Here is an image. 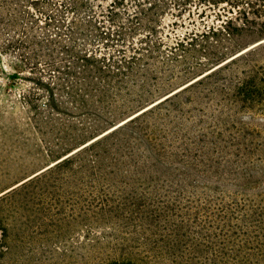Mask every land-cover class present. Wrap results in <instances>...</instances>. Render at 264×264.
Returning <instances> with one entry per match:
<instances>
[{"label": "rangeland", "instance_id": "obj_1", "mask_svg": "<svg viewBox=\"0 0 264 264\" xmlns=\"http://www.w3.org/2000/svg\"><path fill=\"white\" fill-rule=\"evenodd\" d=\"M112 1L0 0V227L12 232L37 228L52 245L61 247L90 243L117 227L108 220L110 211L97 214L75 204L99 189L88 171L77 169L66 176L61 174L65 169L55 170L26 189L19 188L24 179L65 156L81 153L66 167L78 168L81 159L100 150L89 149L90 143L121 130L115 137H135L141 144L126 151L118 183L105 187L112 198L126 203L118 211L130 216L138 211L170 215L181 210L171 219L183 235L180 250L198 263L229 259L235 245L252 241L249 236L260 230L256 227L260 220L264 229V212L241 215L225 209L232 201L258 204L264 198V110L237 108L232 115H223L222 127H217L207 115L202 116L205 123L197 120L199 110L208 111V105L186 102L188 124L183 126L175 123L173 105L158 103L217 68L199 66L212 52L228 49L230 59L264 38L258 34L264 28V0H195L182 17L167 9L146 43L140 40L148 31L129 30L134 0L115 8ZM167 2L171 5L172 0ZM183 38L190 50L174 51ZM155 43L159 44L155 65L130 67L134 74L127 67H113L127 72L114 81L124 87L105 101H94L79 87L75 92L83 83L79 72L93 67L85 55L118 66L117 61L134 54L133 46L149 48ZM175 53L180 61L172 63ZM256 62L264 65V55ZM227 66L222 75L248 67L242 61L223 67ZM217 108L212 104V110ZM148 127L156 131L157 139L143 137ZM13 186L19 191L14 193ZM134 201L145 202L146 207H134ZM207 202L210 211L192 208L206 207ZM1 242L0 228V246ZM38 255L42 260L7 255L2 263L49 261ZM51 261L58 262L59 256Z\"/></svg>", "mask_w": 264, "mask_h": 264}, {"label": "trees", "instance_id": "obj_2", "mask_svg": "<svg viewBox=\"0 0 264 264\" xmlns=\"http://www.w3.org/2000/svg\"><path fill=\"white\" fill-rule=\"evenodd\" d=\"M126 1L113 0L111 5L115 8L120 5H125L124 3ZM198 1L205 2V0ZM134 2L136 8L132 18L129 19L132 23L129 26V30L132 34H140L137 33V30L148 31L143 33L144 37L140 40V42L146 43V38H149L150 34L153 35L156 32L160 21L159 17L162 16L164 11L167 9H175L179 12L178 15L182 17L185 12L190 11L188 6H192L195 0H172L171 5L167 0H134ZM71 32L74 33L73 30ZM189 34L186 33L184 36L186 35L188 37ZM215 34L217 33L215 32ZM258 34L264 36V28L259 29ZM173 48L175 49L174 51L181 50L186 52L190 50L185 45L184 38L182 40L178 39ZM158 49L159 44L156 43L149 48L142 45L139 47L133 46L132 50L134 54L128 59H124V61H117L118 66H110L103 63L102 60H96V57L92 54L85 55L84 60L89 63L93 62V67H83L79 72V78L83 80V83H80L79 86L77 85L75 92L79 87L80 90L84 91L94 101L100 103L105 101L114 90L120 91L121 87H124L121 84L118 85V83L115 85L114 81H116V77L119 74L126 75L127 72L120 71V69L116 71L113 67L123 66L127 67L126 70L130 69V67H151V65H155V53ZM212 54L210 57H207V63H201V61L199 66H202V64L205 66L212 64L217 65V68L193 80L181 90L163 97V100L161 99L162 101L158 103L164 102L173 105L175 113L177 114L174 115L176 117L175 123L180 122L183 126L188 124L186 123V111L183 104L186 102H194L203 106L208 105V111L205 109L202 111L201 109L199 110L202 113L197 117V120L205 123L206 121L202 116L207 115L217 127H222L220 124L223 122V115H232L237 108L264 110V65L256 62L259 55H264V38H261L259 42L251 45L250 48L234 54L230 59L227 58L229 55L228 49L212 52ZM151 61L154 62L151 63ZM179 61V57L175 53L172 58V63ZM222 61L226 62L222 64ZM239 61L244 62L248 67L242 69L237 67L230 74L222 75L224 69L230 68L223 66L230 62L237 64ZM122 63L124 64L122 65ZM130 70L133 73L132 68ZM187 93H190L191 96H186ZM77 95L79 96L80 93ZM212 104L218 107L214 109L218 114L213 113ZM127 108L129 109L131 107L129 106ZM206 112L208 114H205ZM209 113H213V115L211 116ZM146 129V132H143V137L147 141L157 139L156 131H149V127ZM186 129H189V127ZM119 131L121 130L113 132L107 137L106 135L109 133L104 134L90 143L91 146L89 149L99 146L100 150L94 151L95 153H92L88 159H81V162L77 164L78 168L66 167L72 165L81 153L74 157L65 156V158H61L62 160H57L55 164H51L50 167L45 169L44 172L47 171L46 173L40 172L42 175L38 174L33 176L23 182L19 188L20 190L26 189L37 179H41L55 170L65 169L61 171V174L66 176H73L77 169L80 171H88L89 174L87 175L98 183L99 189L91 197H80L76 200L75 204L78 207L82 206L84 210H92L97 214L110 211L111 215L108 217V220H111V222L115 221L116 223L114 225H117V227L113 226L109 232L104 233L102 236L96 235L90 243L63 247L52 245L50 242L51 238L37 228L25 227L12 232L6 227H0L2 231L0 264H3V259L7 255H20L26 258L37 257V259H41L42 256L38 255V253H41L43 256H48L49 260L41 261L39 264H204L189 259L187 251L180 250L183 242L181 236L183 235L176 228L177 225L171 224V219L174 215L177 217L181 214V210L179 214L170 212V215L147 214L138 211V214H132L130 216L118 211V206L126 203L112 198L105 190V187L112 182L118 183L121 177L118 171L123 164L126 151H132L135 148L136 142L137 145L138 143L141 144L139 142L140 139L135 137H115ZM109 167L115 168L116 171H108L107 168ZM56 179H59V177H56ZM19 189H14V193L19 191ZM93 189H95V186H93ZM207 203L205 205L206 207L200 205L192 208H202L201 210L203 211H210L213 208L210 202ZM219 203L222 205V200ZM132 206L142 208L146 207V204L145 202L134 201L132 202ZM225 209L233 213L241 212V215H249L252 211L263 214L264 198H259L258 204L252 201L248 203L246 199L244 201H232L229 206L226 205ZM112 211L114 213H111ZM71 219H75L73 215ZM63 220L66 221V217H63ZM262 222L260 220L256 226L260 230L254 231V234L249 236L252 238L251 242L248 241L241 245H235L238 247L232 249L231 254H225L228 255L229 259L212 261L211 263L205 264H264V229ZM41 224L39 223V225ZM58 256V262L51 261L52 258H57ZM30 261L29 259H25L20 264H31Z\"/></svg>", "mask_w": 264, "mask_h": 264}, {"label": "bare ground", "instance_id": "obj_3", "mask_svg": "<svg viewBox=\"0 0 264 264\" xmlns=\"http://www.w3.org/2000/svg\"><path fill=\"white\" fill-rule=\"evenodd\" d=\"M121 124H122V123H121ZM121 124H119V125H121ZM119 125H118V126H119ZM116 127H117V126H116ZM116 127H114V128H116ZM114 128H113V129H114ZM111 130H112V129H111ZM111 130H109V131H111ZM109 131H108V132H109ZM101 136H102V135H101ZM55 163H56V162H55ZM55 163H54V164H55ZM50 166H51V165H49V166H47L46 168H44V169H42V170H40V171L36 172L35 174L31 175L29 178H27V179L23 180L22 182H24V181H26V180H28V179L32 178L33 176H35V175L39 174L40 172L44 171L45 169H47V168H48V167H50ZM22 182H20V183L16 184L15 186H17V185L21 184ZM15 186H14V187H15Z\"/></svg>", "mask_w": 264, "mask_h": 264}, {"label": "water", "instance_id": "obj_4", "mask_svg": "<svg viewBox=\"0 0 264 264\" xmlns=\"http://www.w3.org/2000/svg\"><path fill=\"white\" fill-rule=\"evenodd\" d=\"M122 124H124V123H122ZM122 124H121V125H122ZM121 125H119V126H121ZM117 127H118V126H117ZM117 127H116V128H117ZM102 136H103V135H102ZM61 160H62V159H61ZM12 188H14V186H13ZM12 188H10V189H12ZM10 189H9V190H10ZM7 191H8V190H7Z\"/></svg>", "mask_w": 264, "mask_h": 264}]
</instances>
